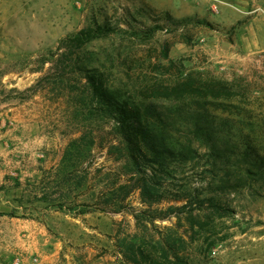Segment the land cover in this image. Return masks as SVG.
<instances>
[{
  "label": "rangeland",
  "instance_id": "374dc122",
  "mask_svg": "<svg viewBox=\"0 0 264 264\" xmlns=\"http://www.w3.org/2000/svg\"><path fill=\"white\" fill-rule=\"evenodd\" d=\"M97 25L110 35L80 45ZM92 68L126 96L243 78L264 120V0H0V264H264V193L213 190L206 158L155 178Z\"/></svg>",
  "mask_w": 264,
  "mask_h": 264
},
{
  "label": "trees",
  "instance_id": "16d2710c",
  "mask_svg": "<svg viewBox=\"0 0 264 264\" xmlns=\"http://www.w3.org/2000/svg\"><path fill=\"white\" fill-rule=\"evenodd\" d=\"M110 30L97 25L82 30L76 39L83 45L108 37ZM90 70L94 74H87V81L103 105L114 109L132 157L151 167L155 178L159 173L171 176L173 164L206 158L213 190L255 185L264 193V120L255 114L258 96L243 78L182 72L174 81L154 79L137 95L126 96L105 83L96 68ZM196 143L206 147L204 154ZM158 185L142 178L144 201L159 196Z\"/></svg>",
  "mask_w": 264,
  "mask_h": 264
},
{
  "label": "crops",
  "instance_id": "0c3cea01",
  "mask_svg": "<svg viewBox=\"0 0 264 264\" xmlns=\"http://www.w3.org/2000/svg\"><path fill=\"white\" fill-rule=\"evenodd\" d=\"M0 138H1V136H0ZM4 138V137H3ZM6 163H9L8 161H6ZM4 172H5V167H4V162H1L0 163V180H2V178H3V174H4Z\"/></svg>",
  "mask_w": 264,
  "mask_h": 264
},
{
  "label": "built area",
  "instance_id": "2783aa9c",
  "mask_svg": "<svg viewBox=\"0 0 264 264\" xmlns=\"http://www.w3.org/2000/svg\"><path fill=\"white\" fill-rule=\"evenodd\" d=\"M16 264H21L20 261H17Z\"/></svg>",
  "mask_w": 264,
  "mask_h": 264
}]
</instances>
